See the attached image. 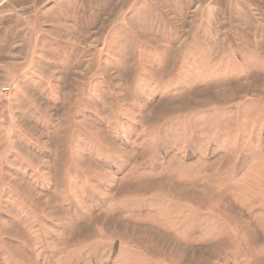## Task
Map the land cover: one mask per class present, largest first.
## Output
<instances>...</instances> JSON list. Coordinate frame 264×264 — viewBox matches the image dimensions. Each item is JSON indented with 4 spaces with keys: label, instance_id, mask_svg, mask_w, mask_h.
<instances>
[{
    "label": "rangeland",
    "instance_id": "rangeland-1",
    "mask_svg": "<svg viewBox=\"0 0 264 264\" xmlns=\"http://www.w3.org/2000/svg\"><path fill=\"white\" fill-rule=\"evenodd\" d=\"M0 264H264V0H0Z\"/></svg>",
    "mask_w": 264,
    "mask_h": 264
}]
</instances>
